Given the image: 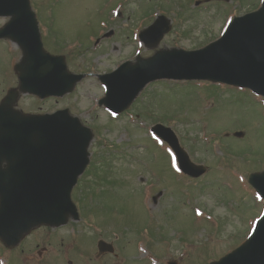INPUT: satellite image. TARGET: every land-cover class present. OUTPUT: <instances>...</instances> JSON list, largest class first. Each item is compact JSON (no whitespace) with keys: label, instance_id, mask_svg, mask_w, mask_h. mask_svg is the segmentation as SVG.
Instances as JSON below:
<instances>
[{"label":"rangeland","instance_id":"1","mask_svg":"<svg viewBox=\"0 0 264 264\" xmlns=\"http://www.w3.org/2000/svg\"><path fill=\"white\" fill-rule=\"evenodd\" d=\"M195 1L31 0L41 19L45 49L51 53L57 49L65 56L70 71H85L87 76L69 95L61 98L41 100L21 95L17 108L34 113L68 108L93 130L89 152L91 162L97 159V164L88 169L81 182L93 180L100 189H116L114 197L123 200L122 216L131 225L146 227L153 234L152 239L147 230L143 232L144 240L152 241L149 251L156 257L162 254L156 244L168 243L172 237L186 243L196 242L191 244L194 248L208 251L211 248L214 255L220 256L243 241L263 207L246 177L249 170L264 167V98L246 88L208 81H159L148 84L129 110L119 116L98 104L105 94L103 84L96 77L98 74L115 69L125 60L134 62L138 57H148L157 50L200 48L220 36L228 16L259 7L257 0L237 4L231 0H210L194 5ZM161 10L170 19L172 28L155 47L148 48L136 37L137 33ZM6 20L0 17V26ZM48 25L53 30L49 38H44ZM109 29L115 33L102 38V33ZM19 54L13 42L0 39V100L9 88L16 86L13 66ZM152 102H156L157 107L150 105L152 108L146 109ZM146 104L144 109L139 108ZM151 110L156 114L147 117L145 114ZM173 114H177V118ZM157 119H173L158 122L174 130L193 161L209 162L208 173L194 180L174 167L167 147L150 136L149 128ZM237 130L244 131L243 139L225 136ZM96 167L98 176L106 175L116 180V185L124 187L98 184ZM151 186L165 190V197L155 205L149 200L154 192ZM78 189L73 191L74 200ZM109 201L114 203L113 199ZM195 207L199 208L201 216L194 215ZM150 209L155 214L154 221L149 219ZM148 219L152 223H147ZM119 221L124 226V220ZM89 223L97 227L92 230ZM103 225H107V229L102 228ZM119 230L118 224L109 223L101 213L89 211L88 216L83 215L77 222L32 231L16 250L0 247V264H103L91 254L93 242L89 244L82 234L89 232L97 238L115 240L112 231ZM79 237L82 244H77ZM120 241L124 242V238ZM177 246L165 247L169 250L165 262L177 258L180 254ZM128 247V253L136 257L131 240ZM21 249L24 251L20 252ZM193 257L194 250L190 255ZM155 264L159 262L156 260ZM194 264L201 262L194 261Z\"/></svg>","mask_w":264,"mask_h":264},{"label":"water","instance_id":"2","mask_svg":"<svg viewBox=\"0 0 264 264\" xmlns=\"http://www.w3.org/2000/svg\"><path fill=\"white\" fill-rule=\"evenodd\" d=\"M0 15L11 16L0 37L10 38L22 49L15 65L21 92L63 95L82 78L68 72L63 56L43 50L28 0H0ZM168 29V21L159 16L139 36L147 45H156ZM159 78L207 79L264 95V5L234 18L217 41L202 49L159 51L101 75L107 93L100 102L119 112L145 84ZM17 96L18 91L10 90L0 104V239L8 246L16 245L33 226H57L69 215L77 218L70 191L88 163L92 138L90 129L67 109L43 115L14 110ZM152 129L172 146L184 172L198 176L205 171L189 160L170 128L158 124ZM249 182L264 198V172L250 175ZM105 247L100 242V250ZM215 264H264V216L245 244Z\"/></svg>","mask_w":264,"mask_h":264},{"label":"snow or ice","instance_id":"3","mask_svg":"<svg viewBox=\"0 0 264 264\" xmlns=\"http://www.w3.org/2000/svg\"><path fill=\"white\" fill-rule=\"evenodd\" d=\"M198 214H199V212H198Z\"/></svg>","mask_w":264,"mask_h":264}]
</instances>
